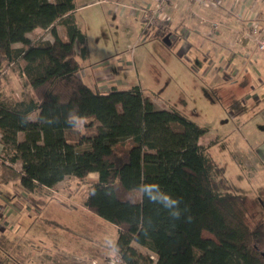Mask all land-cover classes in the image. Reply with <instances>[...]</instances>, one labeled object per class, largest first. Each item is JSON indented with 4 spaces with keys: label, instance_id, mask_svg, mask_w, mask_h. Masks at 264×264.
<instances>
[{
    "label": "trees",
    "instance_id": "1",
    "mask_svg": "<svg viewBox=\"0 0 264 264\" xmlns=\"http://www.w3.org/2000/svg\"><path fill=\"white\" fill-rule=\"evenodd\" d=\"M76 8L75 0H0V83L8 64L21 61L33 89L15 105L0 101V140L11 162L22 163V185L51 188L67 175L95 174L85 206L116 224L126 264H264V218L252 221L251 201L210 153L216 141H199L209 129L157 106L138 83L103 91L80 75L89 50ZM37 27L54 40L30 38ZM231 106L245 109L241 100ZM72 115L94 130L72 136ZM160 193L178 204L150 198Z\"/></svg>",
    "mask_w": 264,
    "mask_h": 264
},
{
    "label": "rangeland",
    "instance_id": "2",
    "mask_svg": "<svg viewBox=\"0 0 264 264\" xmlns=\"http://www.w3.org/2000/svg\"><path fill=\"white\" fill-rule=\"evenodd\" d=\"M75 1L78 26L86 34L89 50L88 57L80 59V75L84 80L92 86L95 77L98 86L108 87L119 74L116 72L119 67L124 66L120 73L142 84L157 106L175 108L207 127L208 132L199 141L204 144L216 141L210 146V153L224 166L233 189L251 201L255 213L252 221L264 218V95L258 98L253 95L258 87L264 90V51L249 59L255 63L247 64V82L235 83L236 80L226 78L229 74L223 70L211 69L204 74V63L186 51L179 35L165 27L152 32L154 27L147 28L138 13L129 9L123 14L115 12L113 0ZM56 27L59 35L65 37L61 23ZM166 32L173 33L171 44L163 41ZM28 36L39 41L54 40L48 28L37 27ZM205 38L207 43L199 46L198 51L202 58H209V64L211 59L216 60L210 52L211 46L222 44L219 39ZM19 44L22 42L14 45ZM20 63L8 64L2 75L0 101L9 106L33 97L31 85L20 75ZM256 67L261 73L258 74ZM242 78L238 77L237 81ZM231 100L245 104L242 113H231ZM93 130L84 124L81 130L74 128L70 133L77 136ZM21 168V161L12 163L0 141L3 264H86L87 260L101 258L99 248L104 259L112 255L119 234L116 224L85 207L89 183L96 179L95 174L85 179L67 175L51 190L47 187L32 190L22 185ZM203 236L213 237L207 231ZM196 245L199 247L200 242ZM142 249L150 253L147 248Z\"/></svg>",
    "mask_w": 264,
    "mask_h": 264
},
{
    "label": "crops",
    "instance_id": "3",
    "mask_svg": "<svg viewBox=\"0 0 264 264\" xmlns=\"http://www.w3.org/2000/svg\"><path fill=\"white\" fill-rule=\"evenodd\" d=\"M122 1L126 3L130 2V0H122ZM214 1L215 3L212 6L206 7L204 6L202 0H197L195 2H190L187 0H171L165 8L168 17L167 26L169 25L170 28H165V29H168L173 33H176L175 35L177 36L179 35L180 39L183 40L182 45L183 46L185 45L186 51L190 52L191 56H194L196 60L204 63V67H203L205 68L204 74L209 73L211 69H216V71L223 70L224 72L227 70L226 72H228L229 74L226 77L227 79L231 78L233 80H236L235 83L245 84L247 82V78H246L247 70H248L247 64L249 66H252L255 63V62H251L249 59L253 55L257 54L258 51H260L258 50L255 43H253V41L251 42L246 38L245 32L248 26L250 25L251 15L254 12L256 13L258 12L262 14L264 13V0H258V1L214 0ZM143 2L152 4L153 0H143ZM113 4H116V2ZM128 9L131 12H136L139 15H141V12H138L137 10H133L130 7L129 8L123 7L121 5L116 4V7L113 8L115 12L117 11L120 13L121 11L122 14L127 13ZM214 20L219 21L221 25L216 30L215 35L213 36L210 30H211V22ZM153 27L154 29L152 32H154V30H160L158 29L160 28L159 26H153ZM205 36H208L209 38L214 40L219 39L220 43L222 44L220 47L211 46L210 52L216 58V60L211 59L209 64L207 62L208 61L207 59L209 58H207V56H204V58H202L200 52L198 51L199 46H202L203 44L207 43ZM248 61L250 62V64ZM123 67L124 66L119 67V69L116 71L119 74L114 76L115 80H112V82H110L108 87H102L99 85L103 91L108 90V88H110L113 85L131 86L133 83H136L135 80H128L126 76L120 73L122 70H124ZM11 70L12 69H10L8 73L11 74ZM256 71H258V74L261 73L258 67H256ZM90 76L91 75L89 74V77ZM240 76H243L242 81L240 80L237 81V78L238 77L240 78ZM6 77L8 76L6 75ZM95 85H97V83L94 77L92 86L95 87ZM140 85L143 89L142 84ZM261 89L260 87H258L255 90V92L253 91V95L257 96L255 98L264 95V90L262 89L263 90L262 91ZM143 91L145 92L144 89ZM228 102H230V100H228ZM232 112L233 111L231 110V113ZM34 114H36V112ZM0 138H1V131H0ZM51 188L49 189L51 190ZM86 209L91 210L88 209L87 207ZM114 249H115V245H114ZM99 250L100 248L98 249V253H99L98 257H101L98 260L99 264H107V257L104 259L102 253L100 254ZM93 261L98 262L96 259H94ZM93 261L87 260L88 264L94 263Z\"/></svg>",
    "mask_w": 264,
    "mask_h": 264
},
{
    "label": "built area",
    "instance_id": "4",
    "mask_svg": "<svg viewBox=\"0 0 264 264\" xmlns=\"http://www.w3.org/2000/svg\"><path fill=\"white\" fill-rule=\"evenodd\" d=\"M171 0H153L151 3H145L143 0H130L126 3L122 0H113V2L123 7H130L133 10L141 12V20L147 28H153V26H159L163 28L167 26L168 17L166 14V6ZM195 2L197 0H187ZM250 1V0H244ZM258 1V0H255ZM204 6L210 7L214 0H202ZM221 23L217 20L211 22V34L214 36L216 30L220 27ZM245 36L249 41H253L258 50L264 51V13L254 12L251 15L250 25L248 26ZM227 71V70H226ZM228 73V72H227ZM4 74V71H3ZM107 264H123V256L117 248L114 249L112 255L107 258Z\"/></svg>",
    "mask_w": 264,
    "mask_h": 264
},
{
    "label": "clouds",
    "instance_id": "5",
    "mask_svg": "<svg viewBox=\"0 0 264 264\" xmlns=\"http://www.w3.org/2000/svg\"><path fill=\"white\" fill-rule=\"evenodd\" d=\"M68 123L72 124L75 129L81 130L83 128L84 124L86 123V120L83 117L72 115L69 118ZM152 189H157V191H158V188L156 185L147 186V190L149 191V193H151ZM150 198L153 200H157V199L160 200V202H162L164 204V206L167 208H173L178 204V200L173 199L171 196H169L167 194H163V193H160L158 196L157 195H151ZM172 215L174 217H178L179 212L174 211V212H172Z\"/></svg>",
    "mask_w": 264,
    "mask_h": 264
},
{
    "label": "water",
    "instance_id": "6",
    "mask_svg": "<svg viewBox=\"0 0 264 264\" xmlns=\"http://www.w3.org/2000/svg\"><path fill=\"white\" fill-rule=\"evenodd\" d=\"M170 33H167L166 36L164 37L163 41L167 44H171V38H170Z\"/></svg>",
    "mask_w": 264,
    "mask_h": 264
}]
</instances>
